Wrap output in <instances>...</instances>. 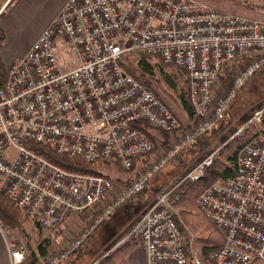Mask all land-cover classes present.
<instances>
[{"label": "built area", "instance_id": "1", "mask_svg": "<svg viewBox=\"0 0 264 264\" xmlns=\"http://www.w3.org/2000/svg\"><path fill=\"white\" fill-rule=\"evenodd\" d=\"M67 50H73L79 65L64 72L59 55ZM124 56L158 58L189 80L197 124L155 162L148 163L153 145L136 125L168 134L180 125L153 91L119 64ZM240 60L248 62L233 77L231 89L215 97L219 72ZM262 69L264 21L226 15L191 0H68L28 52L6 67L7 80L0 86V194L45 231H55L73 216L83 220L107 202L75 240L36 264H65L115 210L144 195L163 165L198 145ZM263 121L264 100L238 134ZM27 143L86 164L103 162L124 171L143 167L109 200L114 186L107 175L64 171L27 149ZM216 157L217 150L184 179L201 178ZM175 181L157 193L119 242L142 246L147 264H188L190 255L193 264H202L187 250L174 208ZM197 205L225 239L210 254L213 264L264 263V134L239 150L235 173L205 190ZM0 233L10 264H22L25 247L10 242L1 226ZM110 251L87 264H102Z\"/></svg>", "mask_w": 264, "mask_h": 264}, {"label": "rangeland", "instance_id": "2", "mask_svg": "<svg viewBox=\"0 0 264 264\" xmlns=\"http://www.w3.org/2000/svg\"><path fill=\"white\" fill-rule=\"evenodd\" d=\"M18 1L19 0H0V4L3 5V7L0 10V24L11 14L14 6H16ZM191 1L196 4L205 5L206 7L214 11L226 15L238 16L249 20L264 21V0H191ZM49 14L50 11H48L45 14H43V12L41 11L33 12L31 18L29 19V21L25 26V30L18 37L16 46L21 47L25 45V43L29 41L28 40L29 37L41 26L42 23L41 20L45 19V16ZM8 41L9 40L7 38V42L5 46L8 44ZM134 59L136 60L132 61L130 65V67L132 68L131 72H134L136 75H139L137 62L139 61L140 57H136ZM59 62L64 72L71 71L77 68L79 65V61L75 56L73 50H67L63 54H60ZM150 62L154 63L155 60H151ZM247 62L248 60L246 62L244 60H240L239 63L235 65L233 64L230 67H225V71H222L220 73L221 75H223L221 77L222 79L218 80L217 78L216 82L214 83L212 92L215 97H219L225 94L226 92H228L229 89H231L233 77L240 70L243 69V66ZM158 70H159L158 68H155V72L158 73ZM188 92H189V80H188ZM263 100H264V69L258 71V73L255 76L250 78L246 82L244 88L237 92V95L232 100L233 102L231 101V103L228 105L227 109L229 110L228 118L230 119V123L227 126V129L223 130L216 138L211 140L210 144L207 146V148L204 151L201 150V153L199 152L197 155H195L196 154L195 153L194 157H192V155L191 157L188 155L187 160L184 164H183L184 156L188 154L190 148L185 150V152L180 157V159H177L179 164H183L180 167V170L176 171L177 176L182 175L181 177L185 178L186 174L191 170H193L195 166L200 161H202L206 156H208L215 150H217L218 152V150L221 147L225 146L227 142H229L231 139L233 140L236 137H241L244 134V131L238 134L239 130H241L243 126L247 123L253 109L257 108ZM171 103H172L171 104L172 110L169 111L178 120L180 129L178 131L173 132L172 134H168L162 132L161 130L155 129L158 131L156 132L162 139L164 138L167 139V137H170L169 146L166 149L162 148L161 151H158L159 153L158 158L162 156L164 157V155L167 154L166 152L168 151L173 140L177 136L189 133L193 129V127H195L197 124V120L195 117L189 118L186 111L176 106L173 102ZM152 129L153 128H150L149 131ZM206 136H204L202 140L198 143V147L196 150H199L200 148L199 144L204 141ZM182 158H183V162H182ZM169 164H173V163H167L163 165L159 169L158 173L155 175L156 178H158L156 180V183L159 182V184L157 185L158 186L162 185L159 192L171 182V180H169L166 184H163L162 179L160 178L166 175V173L168 172L167 170H169V167H171ZM106 165L107 167L103 171V175H107L111 179L112 184L114 186L113 191L109 196V200H110L119 193V188L123 184H125L124 186H126L131 182V180H133L132 175L134 171L133 170L124 171L116 168L115 166L109 164ZM138 165L141 166L140 164ZM156 183L154 187H152L153 183L151 184L150 182V185L147 191L144 193V195L138 198L137 200H135L134 202L130 203L131 205L130 207L132 209L131 216L125 217V215H122L121 209L115 210L111 215V217L102 226L98 227L93 232L89 240L85 243L84 247H82L77 253H75L72 257H70L66 261V264H87L93 261L94 259L100 258V256H102L104 253L112 249H115V247H118L121 238H123L124 235L126 236L132 230L141 212L144 210L146 206L149 205V203L157 195L156 194L157 191L155 188ZM141 202H143V204ZM97 209L98 207H96L91 212H89L87 217L83 220H78L74 216L70 217L63 225H61L55 231L36 230L33 232L27 229L21 232V231L12 230L9 226L1 222H0V226L4 230L5 236H7L10 242L12 243L14 242L16 245H23L25 247L27 251V257L32 256V254L34 253L39 258H41L39 247H42L46 252L43 257L55 255L56 253L61 252V250L65 248V246L68 245L71 241L75 240L78 237L81 230L84 227H86V225L89 224V222L92 220V217L96 214ZM175 211L177 212L176 215L178 217V221L184 232V238L188 246L187 248L188 253L190 252V253L198 254L199 247L195 242L194 233L184 224V221L182 220L180 214V210L178 208H175ZM94 245H96V247L94 252H92ZM189 259H191V255L189 256ZM253 264H264V263L260 261H256Z\"/></svg>", "mask_w": 264, "mask_h": 264}, {"label": "trees", "instance_id": "3", "mask_svg": "<svg viewBox=\"0 0 264 264\" xmlns=\"http://www.w3.org/2000/svg\"><path fill=\"white\" fill-rule=\"evenodd\" d=\"M2 7L3 5L0 4V10ZM6 42V34L2 29H0V49L5 46ZM134 60L136 59L124 56L120 60L119 64L135 80L150 88L156 98L170 111L172 110L171 102H173L176 106L186 111L189 118L195 117V112L189 102L188 79L182 70L171 65H164L158 58L151 56H141L137 62L139 75H136L134 72H131L132 68L130 67L132 61ZM151 60H155V62L151 63ZM225 67L228 66H224L219 72L218 80L222 79L221 77L223 75L220 73L225 71ZM155 68L159 69L158 73L155 72ZM6 80V67L0 58V86H3ZM228 111L229 110L227 109L224 119L220 121L213 128V130L207 134L204 141L199 144V150H196L198 145L189 149L188 155L190 157L191 155L194 157L195 153V155H197L199 152L201 153V150L204 151L210 144L211 140L216 138L223 130L227 129V126L230 123ZM136 127L141 133L145 134L146 137H149V133L147 132L150 128L149 125L142 123L136 125ZM260 134H264V121L260 124H251L247 126L244 130V134L241 137H236L230 141L228 140L229 142H227L225 146L218 150L217 157L213 161L212 165H210L205 170L203 176L196 181L184 179L181 177L182 175L177 176L176 171L180 170V167L186 162H183V160V164H179L178 161L171 162L173 164H169L171 167H169V170H167L168 172L166 175L160 177L163 184H166L169 180H172L176 177L173 193L178 196V201L175 202V208L180 210L184 224L195 235V242L199 247L198 256L202 264H213L209 258L210 254L222 247L225 243V239L224 236L213 226V224L199 209L197 200L199 196L210 186L219 181H224L226 178L232 176L235 173L236 158L239 150ZM26 147L27 149L42 157L45 161L70 173L103 176V171L107 167V165L103 162L96 164H86L79 158L59 156L49 148L40 144L27 143ZM157 179L158 178H156V176L152 179V187H154ZM157 184H159V182H157L155 186L157 191L156 194L159 192L162 186H158ZM106 202L107 200L103 201L99 206H97L98 209L96 210V214L102 210ZM130 203L132 202H129V205L127 203V205L125 204L124 206L118 208V210L121 209V213L122 215H125V217L132 215ZM141 203L143 204V202ZM0 222L6 224L15 231L23 232L29 229L34 232L36 230H41L36 224L28 219L27 215L20 208H18L13 201H11L7 196L1 194ZM136 246H138V243L133 241H128L124 244H121L118 247H115V249H112L105 257L101 258V263L128 264V255ZM95 247L96 245H94L92 252H94ZM39 252L41 257H43L46 253L42 247H39ZM38 258L39 257L33 253L32 256H28L22 264H36Z\"/></svg>", "mask_w": 264, "mask_h": 264}, {"label": "crops", "instance_id": "4", "mask_svg": "<svg viewBox=\"0 0 264 264\" xmlns=\"http://www.w3.org/2000/svg\"><path fill=\"white\" fill-rule=\"evenodd\" d=\"M68 0H19L14 6L11 14L1 22L0 29L4 31L6 37L8 38V44L0 49V58H2V62L5 67H7L12 62H15L22 58L30 49L32 44L37 40V38L41 35V33L49 26V24L54 20V18L59 14L62 8L65 6ZM41 11L43 14L50 11L49 15L45 16V19H42L41 26L38 30H36L30 37L29 41L25 43V45L21 47H17V39L25 30V26L29 19L32 16L33 12ZM10 42V44H9ZM14 42V43H13ZM11 45V46H10ZM10 47V48H9ZM5 58V59H4ZM150 129V128H149ZM148 139L151 141L153 145L152 154L148 158V163L155 162L158 159V151L161 149H166L170 144V137L167 139H162L158 134L157 130L152 129L149 131ZM157 131V132H156ZM187 155L184 156V161L187 160ZM183 160V158H182ZM132 179L136 172L142 169V165H136ZM123 184L119 191L122 189ZM7 238V236H6ZM43 258V257H41ZM38 258V261L41 260ZM189 259V258H188ZM193 264L191 259H189L188 264ZM0 264H10V258L8 254V250L6 248V244L4 241V237L0 233ZM66 264V263H65ZM128 264H147V256L144 248L140 245L136 246L133 251L128 255Z\"/></svg>", "mask_w": 264, "mask_h": 264}]
</instances>
